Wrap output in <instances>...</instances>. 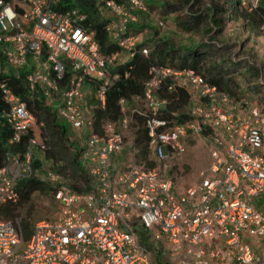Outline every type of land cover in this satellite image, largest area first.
Segmentation results:
<instances>
[{
    "label": "built area",
    "instance_id": "obj_1",
    "mask_svg": "<svg viewBox=\"0 0 264 264\" xmlns=\"http://www.w3.org/2000/svg\"><path fill=\"white\" fill-rule=\"evenodd\" d=\"M70 1L0 0V90L7 107L0 124L12 130L8 146L31 136L24 155L0 152V204H17L21 183L37 175L53 187L56 205L52 218L34 224L29 242L19 219L0 220V264H159L136 224L157 248H195L190 253L197 264H264V214L253 203L264 202L263 109L242 110L194 70L153 68L134 113L143 118L156 166L139 164V151L125 135L135 121L127 101H120L119 120L99 129L96 113L106 110L109 91L129 77L120 69L137 51L151 52L142 34L129 35L146 5L89 0L99 20L88 25L89 16ZM238 1L242 11L264 8V0ZM104 23L119 52L101 53L93 27ZM168 78L192 89L193 121L168 123L161 115L167 102L158 93ZM14 79L23 81L24 95L10 87ZM36 102L80 137L83 166L97 183L91 193L62 189L64 179L54 171H35L36 155L48 149ZM195 138L210 152L209 167L199 184L180 191L173 165Z\"/></svg>",
    "mask_w": 264,
    "mask_h": 264
},
{
    "label": "trees",
    "instance_id": "obj_2",
    "mask_svg": "<svg viewBox=\"0 0 264 264\" xmlns=\"http://www.w3.org/2000/svg\"><path fill=\"white\" fill-rule=\"evenodd\" d=\"M124 0H117L122 3ZM146 5V10L138 13L139 22L132 27L130 26L129 35L142 34L145 37V45L151 48L148 56L137 51V55L131 60L125 68L120 69V73L125 76L109 91L107 95L106 110H99L96 113L97 127L108 122L119 120L121 108L119 106L121 100L127 101L130 106V114L135 120L131 128L135 130V138L133 148L139 151V164H147V167H155L156 164L150 160V152L148 148L149 136L148 131L143 127V118L137 116L134 110L138 108L136 99L145 96L146 84L152 78L151 70L157 68L160 71L172 67L174 72H181L186 69H191L202 75L206 82L219 92L229 95L231 99L238 97V92L241 89L237 78L234 76L236 71L227 67L229 64H224L218 58V50L208 49L206 52H199L194 48H185L181 50L177 47L173 39L167 36H160V31L168 25L171 16L178 14L181 11V6L172 3L161 4L155 0H142ZM203 0L189 1L193 5L188 8V17L183 21L178 19L180 29L183 33L193 34L200 30L204 23H212L217 30H223L228 21L242 20L246 27L252 31L261 33L264 27V8L258 7L252 12L242 11L238 0H224L223 4H213L207 11L194 12L195 6ZM70 7H80L85 14L89 16L87 24L97 22L99 20L98 12L94 4L89 0H72ZM159 14L163 16L156 23L152 22L154 16ZM143 24V25H142ZM106 23L96 24L93 29L96 30L97 41L101 47L103 55H110L119 52L118 45L111 41L109 34L106 31ZM145 31H149L152 36H147ZM223 63V64H222ZM231 67V66H230ZM66 82V81H65ZM64 82V83H65ZM10 87L14 89L16 94L24 95V83L20 80H12L9 82ZM173 87L172 89H170ZM260 87L253 88V93H259ZM158 97L160 100L167 102L166 108L161 115L168 123L172 122H191L194 117L191 115L193 100V92L190 88H182L177 86L171 78L164 81ZM44 102H36L37 111L39 112V121L46 125V145L48 149L42 156L36 155L35 171L39 175L47 174L48 170L54 171L61 175L64 179L62 189L74 193L88 194L96 187V180L91 178L82 163V149L80 142L70 141L69 125L62 122L61 118L51 108L44 105ZM6 105L3 101L2 92L0 90V117L6 110ZM190 108V112L188 109ZM264 111V110H263ZM12 137V130L7 123L0 124V152L2 154L10 152L13 154L24 155L30 144V135L22 139L21 142L14 146H8L9 139ZM60 164H64L60 167ZM47 167V168H46ZM46 168V169H45ZM71 170L72 179L76 180L74 184H68L65 172ZM82 185V186H81ZM21 198L17 204H0V220L11 221L20 220V228L23 232L26 242L31 240L34 231L32 223V214L34 213L31 205L22 216L23 208L28 206L33 199L41 193H50L53 198V187L45 182H41L37 175L33 178L24 181L20 185ZM51 190V192H49ZM139 229V235L143 244L147 245L154 252V257L157 263L162 264L161 245L156 247L151 241L150 232L143 227L135 225ZM156 252V254H155Z\"/></svg>",
    "mask_w": 264,
    "mask_h": 264
},
{
    "label": "rangeland",
    "instance_id": "obj_3",
    "mask_svg": "<svg viewBox=\"0 0 264 264\" xmlns=\"http://www.w3.org/2000/svg\"><path fill=\"white\" fill-rule=\"evenodd\" d=\"M161 4L172 3L181 6V11L178 14L171 16L170 23L166 25L160 36H167L175 42L177 47L181 50L185 48H194L199 52H206L208 49L218 50V58L224 64H229L232 71H236L235 77L241 86L238 92V97L235 102L243 110L247 106H259L264 110V32L257 33L246 27L242 20L228 21L223 30H217L212 23H204L200 30L193 34L183 33L180 29L178 19L185 20L188 17V8L193 5L189 1L193 0H155ZM224 0H203L195 6L196 11H207L213 4H223ZM163 16L157 14L153 17L152 22L156 23ZM143 25V24H142ZM145 35L152 36L149 31H145ZM145 38V37H144ZM222 63V64H223ZM231 66V67H230ZM260 87L259 93H253V88ZM93 90L90 95H93ZM248 104V105H246ZM144 107L140 104L139 108ZM190 112V108L188 109ZM64 124L67 122L61 119ZM127 142L131 144L135 138V130L130 128L126 132ZM70 141L82 142L80 137L73 131H70ZM129 151H127L128 154ZM210 163V152L203 146L199 138L192 139L189 142L188 152L177 158L175 165H173V174L176 186L181 190L191 188L202 181L203 174L207 171ZM64 164H60V167ZM47 168V167H46ZM45 168V169H46ZM51 171V170H48ZM68 184L72 185L76 180L72 179L71 170L65 172ZM77 183V182H76ZM82 186V185H81ZM50 189L49 192H51ZM254 204L264 214V202L257 200ZM33 206L34 213L32 214V223L35 224L44 219H50L54 216L56 211L55 202L50 193L38 194L33 201L23 208L24 212L30 206ZM162 250V264H197L193 254L190 251H195L193 247L185 248V250H171L166 244L161 245ZM156 254V252H155Z\"/></svg>",
    "mask_w": 264,
    "mask_h": 264
}]
</instances>
